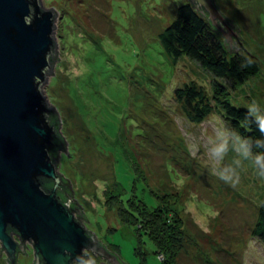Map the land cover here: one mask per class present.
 I'll use <instances>...</instances> for the list:
<instances>
[{
	"label": "rangeland",
	"instance_id": "obj_1",
	"mask_svg": "<svg viewBox=\"0 0 264 264\" xmlns=\"http://www.w3.org/2000/svg\"><path fill=\"white\" fill-rule=\"evenodd\" d=\"M41 1L58 15L54 74L46 73L41 89L60 112L70 156L61 152L58 169L87 214L83 225L127 264H167L149 223L150 210L164 208L180 219L183 236L171 264H264V241L253 233L264 179L251 169L238 188L220 179L221 167L239 169L233 128L217 108L192 122L175 93L193 82L211 98L218 78L188 57L173 61L159 39L189 0ZM215 2L260 69L235 89L219 81L234 105L257 99L264 111V0ZM26 245L17 263L35 264ZM101 261L108 262L96 255Z\"/></svg>",
	"mask_w": 264,
	"mask_h": 264
},
{
	"label": "water",
	"instance_id": "obj_2",
	"mask_svg": "<svg viewBox=\"0 0 264 264\" xmlns=\"http://www.w3.org/2000/svg\"><path fill=\"white\" fill-rule=\"evenodd\" d=\"M189 1L206 10L233 46L240 37L235 21L230 24L214 0ZM57 16L41 0H0V242L5 262L18 264L30 241L35 264H82L90 259L87 252L81 255L85 248L108 260L101 264H123L79 220L82 209H72L71 199L61 196V152L57 158L50 154L58 136L48 115L54 107L41 89L46 73L54 74ZM49 184L47 192L43 186Z\"/></svg>",
	"mask_w": 264,
	"mask_h": 264
},
{
	"label": "trees",
	"instance_id": "obj_3",
	"mask_svg": "<svg viewBox=\"0 0 264 264\" xmlns=\"http://www.w3.org/2000/svg\"><path fill=\"white\" fill-rule=\"evenodd\" d=\"M228 22L233 24L229 19ZM234 29L237 31L238 27ZM238 37L233 39V46H231L232 44L229 43L228 39L223 36L215 25H212L206 10L192 1H187V3L181 5L177 18L159 34L163 49L166 50L173 61L177 62L181 57H188L209 71L213 78H218L214 82L212 90L214 95L211 98L208 97L207 92L202 88H198V85L193 82L183 83L182 86L175 89L176 96L184 101L187 118L194 123L202 122L208 113L217 108L231 128L238 130L246 137L257 138L252 140V150L257 153L259 149H257L256 144L260 140H264V134L257 130L255 124H250L245 119L247 106L234 105L228 97V87L219 81L221 79L226 83H231L230 87L235 89L237 85L246 84L251 77L259 74L258 63L254 58L245 54L246 48L243 45L242 36ZM48 115L58 135L53 140L54 146L50 149V154L57 158L60 152L67 151V140L61 130L60 112L52 109ZM252 119L255 120V117H252ZM260 168L264 170V166H260ZM62 175L64 181L63 193H61L62 199L63 201L71 199L72 209L77 206L82 209V212L78 214V218L82 222L87 214L84 213L77 199H73L75 192L72 181L65 174L62 173ZM51 187L52 184L43 186L47 192ZM260 207L259 219L253 233L257 238L259 237L260 240L264 241V201ZM150 211L152 216L155 215L149 223L157 231V234L154 235L156 245H164L166 252L169 253L167 264L174 263L175 255L184 246L183 236H181L182 233L179 230L181 221L164 208L155 207ZM91 233L94 235L92 231ZM110 250L116 253L114 250ZM117 255L123 264H127L119 254Z\"/></svg>",
	"mask_w": 264,
	"mask_h": 264
},
{
	"label": "clouds",
	"instance_id": "obj_4",
	"mask_svg": "<svg viewBox=\"0 0 264 264\" xmlns=\"http://www.w3.org/2000/svg\"><path fill=\"white\" fill-rule=\"evenodd\" d=\"M262 106L260 101L253 99L247 105V113L245 119L250 124H255L257 130L264 134V111L261 110ZM255 117V120L252 119ZM228 131L235 134L237 140L239 141V153L236 156L234 163L239 165V169H234L230 167H221L219 171V178L225 183L229 184L233 188H238L240 184L241 174L247 170L251 169L253 174L258 179H264V170H257L258 167L264 166V140H260L256 147L259 149L257 153H253L252 150V140L257 138H249L242 135L236 129H228ZM214 143L217 145H222V151L225 152V144L221 143L219 139L214 138ZM87 252L90 259H82V264H96V255L90 249L85 248L83 253Z\"/></svg>",
	"mask_w": 264,
	"mask_h": 264
},
{
	"label": "flooded vegetation",
	"instance_id": "obj_5",
	"mask_svg": "<svg viewBox=\"0 0 264 264\" xmlns=\"http://www.w3.org/2000/svg\"><path fill=\"white\" fill-rule=\"evenodd\" d=\"M29 247H27V249H28Z\"/></svg>",
	"mask_w": 264,
	"mask_h": 264
}]
</instances>
